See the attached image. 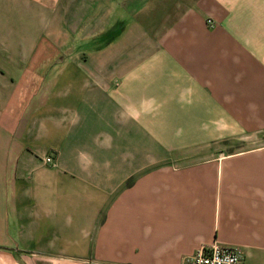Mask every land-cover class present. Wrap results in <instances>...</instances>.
<instances>
[{"label": "crops", "instance_id": "obj_1", "mask_svg": "<svg viewBox=\"0 0 264 264\" xmlns=\"http://www.w3.org/2000/svg\"><path fill=\"white\" fill-rule=\"evenodd\" d=\"M19 1L44 12L19 60L41 67L66 29L120 64L70 92L65 128L45 119L59 165L25 149L36 70L0 99V264H183L214 243L264 264V0ZM169 152L208 159L154 162Z\"/></svg>", "mask_w": 264, "mask_h": 264}, {"label": "rangeland", "instance_id": "obj_2", "mask_svg": "<svg viewBox=\"0 0 264 264\" xmlns=\"http://www.w3.org/2000/svg\"><path fill=\"white\" fill-rule=\"evenodd\" d=\"M43 13L38 9L34 11L27 7H24L23 11V4L19 0H0V99L2 97L6 99L4 104L11 111L20 97L22 71L24 69V72L36 70L29 79V87L36 89L39 94H36L38 97L34 103L29 101L28 107L22 115L20 114V118L23 120V125L20 128L23 129L22 136L25 140H32L31 143L24 141L25 149L32 153L40 152L36 155L40 157L43 165L49 167L60 164L62 147L51 146V144L48 146L44 143L46 135H50L48 132L51 128L44 124L45 119H53L57 125L56 128H65L68 120V106L72 103L70 92L82 88L86 78L90 85L96 86L98 70L107 71L112 67H118L120 63L111 58V61L104 60L103 63H99V53L96 51L98 47L95 45V41L76 40L78 46L68 45L70 42L68 32L71 31L66 29L57 31V35L62 39H58V42L62 41L61 43L64 45L51 47L50 52L47 50L45 55H51L42 61L41 67L40 61L19 60L25 56L22 51L23 47L20 46L22 43L20 39L27 32L26 27L32 26L34 19L39 15H44ZM2 91L3 93H1ZM36 100L38 102L35 103ZM49 137H52L51 142L59 139L54 136ZM210 145L208 148L212 151L216 150L217 153L221 150L234 153L246 148V143L241 141L218 142ZM162 156L154 158V162L162 161L164 164L181 166L208 159L205 157H182L175 152H169L167 156L164 154Z\"/></svg>", "mask_w": 264, "mask_h": 264}, {"label": "built area", "instance_id": "obj_3", "mask_svg": "<svg viewBox=\"0 0 264 264\" xmlns=\"http://www.w3.org/2000/svg\"><path fill=\"white\" fill-rule=\"evenodd\" d=\"M208 23L213 25L211 20ZM183 264H245V258L238 247L214 243L201 247L197 253L187 257Z\"/></svg>", "mask_w": 264, "mask_h": 264}]
</instances>
